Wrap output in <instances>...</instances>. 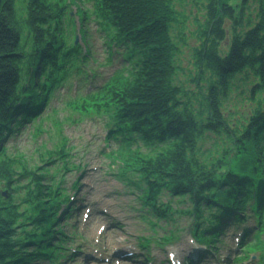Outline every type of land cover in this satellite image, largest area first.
Masks as SVG:
<instances>
[{
    "label": "trees",
    "instance_id": "1",
    "mask_svg": "<svg viewBox=\"0 0 264 264\" xmlns=\"http://www.w3.org/2000/svg\"><path fill=\"white\" fill-rule=\"evenodd\" d=\"M87 1L89 13L76 8L79 21L92 17L106 33L109 48L121 50L128 66L74 108L109 116L106 140L117 148L108 157L117 165V177L141 190L142 206L158 220L174 215L171 205L160 201L162 195L188 202L184 213L194 219L192 235L204 243H214L221 215L225 222H240L245 219L241 213L250 209L256 220L254 241L237 261L257 254L256 264H264V0H253L256 19L243 11L249 0L240 5L206 1L190 86L177 77L180 49L173 30L181 22L173 0ZM69 4L75 0H0V140L39 115L88 55L65 36L62 21H72ZM227 22L231 35L223 47ZM78 32L84 40L85 29ZM237 85L247 87L254 107L245 121L231 124L222 108ZM217 136L227 146L217 144ZM211 138L214 155H199L200 143ZM61 151L45 154L65 155ZM15 177L28 181L17 186ZM48 177L27 170L0 147V188L8 189L6 198L0 191V264L56 263L67 255L57 221L67 216L68 196L41 182ZM14 193L17 200L10 196Z\"/></svg>",
    "mask_w": 264,
    "mask_h": 264
},
{
    "label": "rangeland",
    "instance_id": "2",
    "mask_svg": "<svg viewBox=\"0 0 264 264\" xmlns=\"http://www.w3.org/2000/svg\"><path fill=\"white\" fill-rule=\"evenodd\" d=\"M206 1L173 0L181 22L173 30L180 49L177 77L189 86L188 78L193 70L192 51L198 45L199 24L206 18ZM235 1L241 4V0ZM75 3L69 4L66 10L73 22L64 19L62 27L68 42L78 36L83 53L88 52L86 60L82 58L76 64L87 77L80 80L79 77L83 75L77 71L68 76L62 87L55 89L38 117H33L22 128L6 134L0 140V147L5 148L7 155L18 158L27 170H34L37 174L45 172L50 177L41 182L52 183L53 187L70 196L72 212L66 218L59 217L57 221V228L62 233L60 237L65 243L63 246L69 249V256L56 263L41 259L32 264H256L253 260L257 254H251L243 262L235 261L236 256L244 254L240 243L241 233L236 225L224 227L219 236L221 241L215 243L216 250L209 251V248L192 239L190 226L194 219L184 213L190 208L188 202L179 203L171 200L167 194L162 195L160 201L170 204L174 215L168 221L156 220L142 208L139 199L141 191L117 177V165H111L108 157V153L117 148V143L105 140L109 116L105 112L83 113L74 108V104H78L85 95L84 91L98 92L128 63L123 61L120 52H115L110 63L107 62L110 51L105 43V33L100 31L92 17L81 23L80 14L76 11L80 7L89 13L90 1L75 0ZM243 6V11L256 19L257 3L249 0ZM80 27L86 32L84 40L78 34ZM225 29L227 33L223 47L229 45L231 34L228 22ZM248 96L245 86L229 91L222 108L227 122L236 124L248 118L254 107L253 100L250 101ZM41 117L42 121L38 122ZM221 137L217 136L214 140L224 148L227 145L224 137ZM214 140H203L199 145V155L202 152L205 156L214 155ZM59 148L65 155L58 156L60 154L57 153L46 157V150ZM141 148L142 152L148 153ZM222 149L217 156H220ZM27 181L28 177H18L13 183L21 186ZM10 196L18 199L15 193ZM247 215L251 216V213ZM254 220V217H248L246 225H252ZM171 235L174 238L171 243L162 240ZM144 238L150 239L149 248L142 246ZM200 251L203 252L197 258L195 253Z\"/></svg>",
    "mask_w": 264,
    "mask_h": 264
},
{
    "label": "bare ground",
    "instance_id": "3",
    "mask_svg": "<svg viewBox=\"0 0 264 264\" xmlns=\"http://www.w3.org/2000/svg\"><path fill=\"white\" fill-rule=\"evenodd\" d=\"M202 252H203V251H200V252H198V253L196 252V253H195L196 257L199 258L200 255L202 254ZM169 262H171V261H169ZM180 263H181V262H180ZM216 263H217V262H216ZM171 264H173V263L171 262ZM181 264H182V263H181ZM218 264H219V263H218Z\"/></svg>",
    "mask_w": 264,
    "mask_h": 264
}]
</instances>
